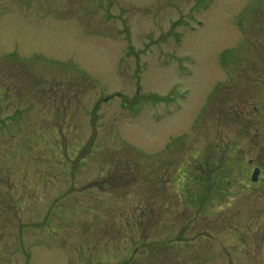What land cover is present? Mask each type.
I'll list each match as a JSON object with an SVG mask.
<instances>
[{
    "label": "rangeland",
    "instance_id": "rangeland-1",
    "mask_svg": "<svg viewBox=\"0 0 264 264\" xmlns=\"http://www.w3.org/2000/svg\"><path fill=\"white\" fill-rule=\"evenodd\" d=\"M257 165L264 0H0V264H264Z\"/></svg>",
    "mask_w": 264,
    "mask_h": 264
},
{
    "label": "flooded vegetation",
    "instance_id": "flooded-vegetation-1",
    "mask_svg": "<svg viewBox=\"0 0 264 264\" xmlns=\"http://www.w3.org/2000/svg\"><path fill=\"white\" fill-rule=\"evenodd\" d=\"M258 171V174H257V176H256V179H255V181H252V177H251V174L254 172V171ZM246 173V176L248 177L249 175H248V172H245ZM251 174H250V177H249V179H250V181L248 180V182H247V185L249 186V185H251V186H253V185H255V184H260L261 183V180H262V178H263V170H262V168H260V165L258 166H254L253 167V169H252V172H251Z\"/></svg>",
    "mask_w": 264,
    "mask_h": 264
},
{
    "label": "water",
    "instance_id": "water-1",
    "mask_svg": "<svg viewBox=\"0 0 264 264\" xmlns=\"http://www.w3.org/2000/svg\"><path fill=\"white\" fill-rule=\"evenodd\" d=\"M257 174H258V171L257 170L254 171V173L252 174V180L256 179Z\"/></svg>",
    "mask_w": 264,
    "mask_h": 264
}]
</instances>
